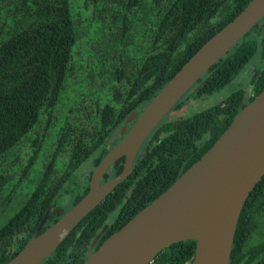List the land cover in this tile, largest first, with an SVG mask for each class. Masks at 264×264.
<instances>
[{
  "label": "trees",
  "instance_id": "obj_1",
  "mask_svg": "<svg viewBox=\"0 0 264 264\" xmlns=\"http://www.w3.org/2000/svg\"><path fill=\"white\" fill-rule=\"evenodd\" d=\"M250 1L0 0V264L18 254L48 208L40 233L64 214L61 198L69 196L70 209L83 198L124 122ZM263 89L264 16L177 102L131 174L41 264H82L105 227L93 251L197 162ZM86 163L92 169L81 182ZM194 254L195 241H181L149 264H190ZM229 264H264V175L241 210Z\"/></svg>",
  "mask_w": 264,
  "mask_h": 264
},
{
  "label": "water",
  "instance_id": "obj_2",
  "mask_svg": "<svg viewBox=\"0 0 264 264\" xmlns=\"http://www.w3.org/2000/svg\"><path fill=\"white\" fill-rule=\"evenodd\" d=\"M264 16V0H251L212 36L168 81L137 116L121 126V140L97 164L88 192L54 224L35 232L6 264H41L82 220L132 172L135 158L152 131L194 84ZM126 130L127 123H132ZM120 158L122 172L104 175ZM264 175V89L233 118L211 148L166 191L108 237L91 242L82 264H149L171 244L193 240L190 264H229L236 226L252 189Z\"/></svg>",
  "mask_w": 264,
  "mask_h": 264
},
{
  "label": "rangeland",
  "instance_id": "obj_3",
  "mask_svg": "<svg viewBox=\"0 0 264 264\" xmlns=\"http://www.w3.org/2000/svg\"><path fill=\"white\" fill-rule=\"evenodd\" d=\"M248 71H245V72H242V74L238 77V82L240 83H244L247 79V75H248ZM230 85H228L224 90H222L220 93H218L217 95H215L216 98L212 99L211 101L207 102L205 105H210V104H213V103H216L217 101H219L221 98L225 97L229 92H230ZM195 104V103H194ZM193 104V105H194ZM196 105V104H195ZM194 105V106H195ZM199 106V105H197ZM194 109V108H193ZM184 112V111H182ZM186 112V111H185ZM83 167V166H82ZM89 168L90 167V164H87L85 165V167L82 169V171H85L86 168ZM80 169V170H81ZM88 171V170H87ZM86 171V172H87ZM85 172V173H86ZM69 196H64L63 198L60 199L59 201V205L61 206V211L62 212H67V210L69 211L70 207H71V204H72V201H69Z\"/></svg>",
  "mask_w": 264,
  "mask_h": 264
},
{
  "label": "flooded vegetation",
  "instance_id": "obj_4",
  "mask_svg": "<svg viewBox=\"0 0 264 264\" xmlns=\"http://www.w3.org/2000/svg\"><path fill=\"white\" fill-rule=\"evenodd\" d=\"M91 169H92V166L90 165V167L88 168H86V170L85 171H81L80 173H79V175H78V178H79V181H81V182H83L85 179H86V175L89 173L88 171H91ZM95 168H93L92 169V172H93V170H94ZM88 170V171H87ZM87 171V172H86ZM86 172V173H85ZM90 178H91V176H90ZM90 181V180H89ZM103 183V180H102V182H101V184ZM50 208H52V207H50ZM49 209V208H48ZM52 210H53V208H52ZM59 210H61V208H59ZM52 212V211H51ZM65 214V213H64ZM51 215V214H50ZM63 215V214H62ZM48 220V219H47ZM47 222V221H46ZM45 225V224H44ZM43 228V227H42ZM36 230V229H35ZM105 230V229H104ZM35 232V231H34ZM102 232V231H101ZM104 233V232H103ZM33 235V234H32Z\"/></svg>",
  "mask_w": 264,
  "mask_h": 264
}]
</instances>
